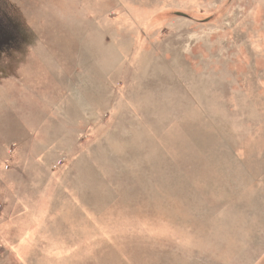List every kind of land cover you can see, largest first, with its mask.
<instances>
[{
    "label": "rangeland",
    "instance_id": "obj_1",
    "mask_svg": "<svg viewBox=\"0 0 264 264\" xmlns=\"http://www.w3.org/2000/svg\"><path fill=\"white\" fill-rule=\"evenodd\" d=\"M0 264H264V0H0Z\"/></svg>",
    "mask_w": 264,
    "mask_h": 264
}]
</instances>
